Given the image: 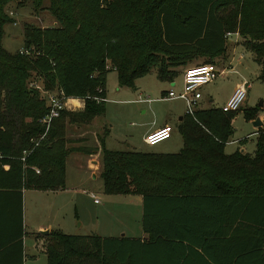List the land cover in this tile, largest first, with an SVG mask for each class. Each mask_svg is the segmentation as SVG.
I'll return each mask as SVG.
<instances>
[{
	"label": "trees",
	"instance_id": "trees-1",
	"mask_svg": "<svg viewBox=\"0 0 264 264\" xmlns=\"http://www.w3.org/2000/svg\"><path fill=\"white\" fill-rule=\"evenodd\" d=\"M43 1L54 24L21 25L27 53L0 43V264H22L21 191L63 187L74 150L65 147L64 125L103 114L107 71L131 88L156 65L155 77L170 82L174 67L219 55L224 33L236 32L264 82V0H0V40L8 4L29 2L37 11ZM32 82L81 99V110L59 111L45 129L46 101ZM262 108L242 113L253 121ZM236 111L183 113L175 153L106 149V126L94 150L76 147L98 150L104 194L141 196L147 237L48 231L40 234L45 264H264V132L251 154L225 153Z\"/></svg>",
	"mask_w": 264,
	"mask_h": 264
},
{
	"label": "rangeland",
	"instance_id": "rangeland-1",
	"mask_svg": "<svg viewBox=\"0 0 264 264\" xmlns=\"http://www.w3.org/2000/svg\"><path fill=\"white\" fill-rule=\"evenodd\" d=\"M45 5L46 1H43L41 6L43 8H40L37 11L32 9L29 2L20 6L10 3L5 8L12 13L10 16L11 21L4 24L2 27L3 32L0 43L5 51L15 52L22 48L21 25L23 23H32L39 27L50 25L53 20L44 8ZM232 39H236L238 43H240L241 47L239 45L234 49L230 65H227V63L218 65V63L211 58H205L202 60L192 57L187 61L184 68L201 63H211L216 65L218 70L223 67L222 75L216 76L212 81L199 87V93L201 96L198 100L197 108H218L221 106L223 98L235 83H247L245 95L238 106L237 113L230 119L232 133L227 140L235 139L237 141L246 139V144L250 145L249 147L252 148L251 140L253 141L254 137H252V135L246 138V135L255 131L256 127L252 126L250 120H246L244 118L242 112L246 109L255 107L259 101L263 102L261 106L264 107V82L257 79L258 65L254 61L252 53L244 44V39L239 35L229 36L226 39V44H230V42L233 41ZM238 55H240V58H238ZM225 60L226 59H224V61ZM174 69H179V66L174 67ZM155 73L156 65H153L149 68L145 75L136 78L133 82L134 86L129 88L117 86L115 72H113V70L107 71L104 78L103 114L91 118L86 123H65V147L74 149L70 151L66 157L68 177L70 183L76 185L74 179L72 178L73 176L71 175V163L74 162L73 165L77 169V174L80 175L81 182L77 183L80 190L76 194L65 195L68 201H70L69 197L73 200L72 202H67V204L63 201L62 221L66 222L67 226V228L61 226L63 233L71 234L84 232V226L80 227L78 224L80 219L83 221L91 220V216L94 211L92 199H97L101 204V202H104V197H106L102 191L99 176L92 178L89 171L85 170L83 163H79L78 165L75 159H71V157L74 156L84 157L82 152L75 150L76 147H82L81 149H95L93 147L91 148V144H95L92 134L85 133L82 136H77L75 127H79L80 130H93L95 132V139L97 140V138L102 135V129L105 125L109 129V134L104 139V146L110 150H137L141 152H152L155 149L171 145L170 143L175 139L181 143L179 134L176 131V123L177 117L182 115L184 112L183 101L177 97L168 99L165 98L163 101L157 99L159 97L160 90L167 89L170 85L166 81L158 80L155 77ZM34 85H38L40 87L37 82H35ZM171 89H174L173 85ZM208 99L210 100L209 102ZM70 103L75 104L73 101H70ZM142 106L145 107L144 113H141L140 107ZM166 110L172 111L171 119L167 121L169 127L171 128L170 138L153 145L143 144L141 142V126L139 123L152 120L155 115L157 116L158 121H161V116H163V113H165ZM260 118L262 121L261 127L263 126L260 132H263L264 118L262 116ZM102 124L104 125L100 127ZM95 126L97 127L95 128ZM87 138L88 140L86 141ZM88 144L89 146H87ZM236 145L238 144H225L224 152L229 153L234 151L236 149ZM250 150L251 149H248L246 152L250 153ZM97 161H99V155H97ZM92 166V164H89V167ZM35 170L37 169H34V172ZM74 199L77 201L75 205L77 217L74 215ZM114 200L117 201V199ZM119 201L120 202L117 203L118 210H121V207L123 206H126L127 208L128 205L125 203V200ZM46 204L47 203L43 200L37 199V197L34 196V193H30L29 191L25 192L24 199L21 201L23 231L22 264H45L43 248L47 239L38 233L35 224L48 218L52 226L56 222L62 223L59 219L57 220V215L54 210L48 213L49 205ZM44 209L46 210V213L44 212ZM116 220L118 219H115L113 223H116ZM118 221L125 227L122 231L125 232L126 235H130L131 232L134 233L137 231L136 228H133L131 219H125L123 217ZM112 232H115V230Z\"/></svg>",
	"mask_w": 264,
	"mask_h": 264
},
{
	"label": "crops",
	"instance_id": "crops-1",
	"mask_svg": "<svg viewBox=\"0 0 264 264\" xmlns=\"http://www.w3.org/2000/svg\"><path fill=\"white\" fill-rule=\"evenodd\" d=\"M8 11L9 10H6V12H8ZM11 15H12V13L9 15V17ZM53 24H54V22L52 21L50 23V25H53ZM50 25H48V26H50ZM229 36H233V35H229ZM229 36H226L223 38L224 50L219 55L211 58L212 60L216 61L218 63V65H223L225 63H227V65H230L231 61H232V53H233L234 49L240 45V43H238V41L236 39H232L233 41H231L230 44L227 45L226 39ZM240 47H241V45H240ZM195 57L198 59H202V60L207 58L205 56H194L193 58H195ZM238 58H240V55H238ZM224 59H226V60L224 61ZM186 64H187V62H185L182 65H178L179 69L173 68L175 71V75L172 78V80L170 82H168L170 87H168L167 89L160 90V94H159V97L157 99L163 101L165 99V97H164L165 92L168 89H170L172 87V85H173V88L175 89V90L172 89L173 91L177 92L180 89L181 72L184 69V67L186 66ZM215 67H217V66L215 65ZM221 69H223V67ZM257 74H258V72H257ZM238 84L239 83H235L234 86L231 87L230 91L223 98L221 105L226 101V99L228 98V96L232 92L233 88ZM70 101L75 102V104L70 103ZM209 101L210 100L208 99V102ZM141 103H144V102H141ZM259 103L262 105L263 102L259 101ZM65 107H66L65 110H69V111L70 110H81L82 100L78 99V98H66ZM140 109H141V113L145 112L144 106L140 107ZM171 113H172L171 110H166L165 113H163V116H161V121L160 120L158 121L157 116L155 115L152 118V120H147L144 123H139V125L141 126V136L143 137L146 133H148V132L154 130L155 128L160 127L164 124L168 125L167 121L171 119ZM236 113H237V111H236ZM181 116L182 115L177 117V122L181 119ZM259 122H260V124L257 126L252 125L253 127H256L255 131L246 135V138L249 136H252V135H253L252 137H254V140L253 141L251 140L252 148L249 147L250 145L246 144V139H241V140H237V141L235 139H230V140H227L224 143V145L225 144H228V145L238 144V145H236V150L243 152V153H248L246 151L248 149H251L250 150L251 152L248 153V154H251L253 151V148H254V141L256 139V136H257L258 132L263 127V126L261 127L262 121L259 120ZM103 125L104 124H102L100 127H102ZM96 127L97 126H95V128ZM75 130H76L77 136H82L85 133H91L92 136L94 137L93 140L95 143L93 145L91 144V148L97 147V140L95 139V136H94L95 132L93 130H80L79 127H75ZM231 133H232V128H231ZM108 134H109V129L107 128L106 136ZM106 136L103 137V146H104V139ZM230 136H231V134H230ZM142 137H141V142H142ZM169 138H170V134L164 140H167ZM87 140H88V138L86 139V141ZM162 141L163 140H161L159 142H162ZM157 143H154V144H157ZM125 144H127V143H125ZM170 144L171 145H166L162 148L155 149L149 153H175L180 149L181 143H179V141H177L176 139L173 140ZM145 145H147V144H145ZM87 146H89V144ZM104 148H105V146H104ZM106 149H108V148H106ZM175 149H177V150H175ZM223 150H224V147H223ZM134 151H137V150H134ZM138 152H141V151H138ZM225 153H227V152H225ZM97 155H98V150H96L95 152L90 153V154L83 153V156H84L83 158L74 156V157H71V159H75V161H77L78 165H79V163H83L85 170L89 171V174L91 175V177L94 178V177L98 176L97 172H98L99 163L97 161ZM73 164H74V162L71 163V175L73 176L72 178L74 179V182L76 183V185L70 183L68 173H67L66 159H65L64 181H63V187L62 188L52 190V191H50V190H31V189L22 190L21 191V201H22V199H24V194L26 191H29L30 193H34V196L37 197V199L43 200L45 203H47L46 205H49L48 206L49 207L48 213L54 210V212L57 215V220L59 219L60 221H62V219H63L62 208L64 205L63 201H65L67 204V202H72V200H73V199H71V197H69L70 201H68L66 199L65 195L76 194L80 190V188L78 187V184H77V183L81 182L80 181V175L77 174V172H76L77 169H76V167H74ZM89 164H92L93 166L89 167ZM74 168H75V170H74ZM105 195H106V197H104L105 198L104 202H101V204L97 199H96V202H94V199H92V204L94 205V207H93L94 211L92 213L91 220L83 221L80 219L78 225L80 227L84 226V230H83L84 232H82V233H71V234L97 235L99 237H126V238H138L139 240H145L147 237V233L143 232V229L141 227V215H142V199H141V196L140 195H129V194H115V195L105 194ZM114 199H117V201H115ZM119 200H125V203H127V205H128L127 208H126V206L121 207L122 211L118 210L117 203L120 202ZM73 203H74V215L77 217V212H76V208H75L77 201H75V199H74ZM43 208H45V207H43ZM44 212L46 213L45 209H44ZM123 217L125 219H131V222L133 223V228H136V230H137L136 232H134V233L131 232L130 235H126L125 232L122 231L123 229H125V227L122 224H120L118 220L123 218ZM48 219H44L43 221L35 224L37 231H43V230H45L47 232L48 231H59V232L63 233L61 226L67 228L66 222H63V221H62V223L56 222L52 226ZM115 219H118V220H116V223H113V221ZM113 230H115V232H112ZM105 235H109V236H105ZM110 235H113V236H110Z\"/></svg>",
	"mask_w": 264,
	"mask_h": 264
},
{
	"label": "built area",
	"instance_id": "built-area-1",
	"mask_svg": "<svg viewBox=\"0 0 264 264\" xmlns=\"http://www.w3.org/2000/svg\"><path fill=\"white\" fill-rule=\"evenodd\" d=\"M8 15L11 14L10 11L7 12ZM229 35H237L236 32L229 33L225 32L223 37ZM20 53H27V50L19 49ZM223 69H217L215 65L211 63H201L196 65H191L184 68L181 72V86L180 89L175 92L171 88L165 92L164 97L166 99L177 97L183 101L184 104V113L191 114V112L197 109L198 100L200 98L199 87L203 84H206L212 81L216 76L223 74ZM31 85L37 89L46 101L47 110L45 114L40 118L39 122L44 125L45 129L47 128L51 119L57 117L59 111L65 110V100L60 92H48L42 90L38 85H34V82ZM247 83L241 82L236 85L226 101L220 106L221 111H235L238 109L239 104L244 98L245 89ZM93 99L97 102L100 98L93 97ZM102 100V99H101ZM264 118V107L260 109L256 117L261 120L260 117ZM171 128L169 125H162L160 127L155 128L154 130L146 133L142 137V142L147 145H152L161 140L166 139L170 134ZM264 132V131H263ZM42 135L39 137L41 138ZM26 151L22 150L21 154L24 155ZM22 160V157H21ZM37 172V170H35ZM96 202V199H94Z\"/></svg>",
	"mask_w": 264,
	"mask_h": 264
},
{
	"label": "water",
	"instance_id": "water-1",
	"mask_svg": "<svg viewBox=\"0 0 264 264\" xmlns=\"http://www.w3.org/2000/svg\"><path fill=\"white\" fill-rule=\"evenodd\" d=\"M257 105H260V103H258ZM251 124H252L253 126H257V125L260 124V122H259L258 118L255 117L254 120L251 122ZM38 233L44 235V234L47 233V231H45V230H43V231H38Z\"/></svg>",
	"mask_w": 264,
	"mask_h": 264
}]
</instances>
